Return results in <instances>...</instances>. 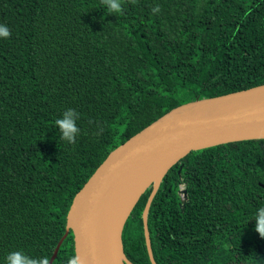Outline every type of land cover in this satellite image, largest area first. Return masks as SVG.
I'll return each mask as SVG.
<instances>
[{
  "label": "trees",
  "instance_id": "trees-1",
  "mask_svg": "<svg viewBox=\"0 0 264 264\" xmlns=\"http://www.w3.org/2000/svg\"><path fill=\"white\" fill-rule=\"evenodd\" d=\"M160 6V12L152 9ZM0 0V264L49 261L74 195L107 156L174 108L264 85V0ZM80 113L75 143L55 120ZM264 140L193 152L163 178L147 217L156 264H264ZM187 192L181 212L179 190ZM122 233L151 264L142 214ZM74 255L72 232L53 264Z\"/></svg>",
  "mask_w": 264,
  "mask_h": 264
},
{
  "label": "water",
  "instance_id": "water-1",
  "mask_svg": "<svg viewBox=\"0 0 264 264\" xmlns=\"http://www.w3.org/2000/svg\"><path fill=\"white\" fill-rule=\"evenodd\" d=\"M261 140L264 85L174 108L113 150L74 195L66 215L65 234L50 264L69 232L73 235L74 255L81 257L82 264H132L123 251L122 233L132 210L149 188L152 191L142 222L148 258L156 264L147 217L168 171L190 153ZM178 195L182 212L187 192L181 188Z\"/></svg>",
  "mask_w": 264,
  "mask_h": 264
},
{
  "label": "clouds",
  "instance_id": "clouds-1",
  "mask_svg": "<svg viewBox=\"0 0 264 264\" xmlns=\"http://www.w3.org/2000/svg\"><path fill=\"white\" fill-rule=\"evenodd\" d=\"M101 3L106 6L108 12L114 14H122V0H101ZM160 6L157 5L152 9L153 14L160 12ZM10 30L7 25H0V38H8L10 36ZM80 119V113L73 108H67L61 118L55 120L61 136L60 138L69 144L75 143L76 138L80 134V128L77 126V121ZM255 232L259 234L261 238H264V207H260L257 210L255 216ZM6 264H50L49 259L44 257H30L23 251H16L10 253L6 258ZM66 264H82L81 257L79 255L71 256Z\"/></svg>",
  "mask_w": 264,
  "mask_h": 264
},
{
  "label": "bare ground",
  "instance_id": "bare-ground-1",
  "mask_svg": "<svg viewBox=\"0 0 264 264\" xmlns=\"http://www.w3.org/2000/svg\"><path fill=\"white\" fill-rule=\"evenodd\" d=\"M128 199V198H127ZM127 199H126V201H127Z\"/></svg>",
  "mask_w": 264,
  "mask_h": 264
}]
</instances>
